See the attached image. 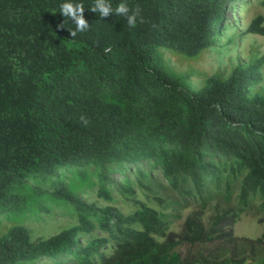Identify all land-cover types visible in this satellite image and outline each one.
<instances>
[{
	"label": "trees",
	"instance_id": "obj_1",
	"mask_svg": "<svg viewBox=\"0 0 264 264\" xmlns=\"http://www.w3.org/2000/svg\"><path fill=\"white\" fill-rule=\"evenodd\" d=\"M235 1L110 0L139 6L129 28L123 16L90 11L94 0H70L90 25L72 38L76 26L60 9L69 0H0V218L13 222L0 236V264H243L226 228L254 201L264 209V95L250 94L264 56L193 91L160 54L213 47ZM246 33L264 36V17ZM156 172L179 199L154 196L160 210L134 198L135 185L154 193ZM86 191L106 205L82 203ZM188 200L199 211L216 200L234 208L207 229L189 215L174 235L180 216L169 210ZM54 204L76 224L32 241L24 220ZM255 242L264 245V233Z\"/></svg>",
	"mask_w": 264,
	"mask_h": 264
},
{
	"label": "rangeland",
	"instance_id": "obj_2",
	"mask_svg": "<svg viewBox=\"0 0 264 264\" xmlns=\"http://www.w3.org/2000/svg\"><path fill=\"white\" fill-rule=\"evenodd\" d=\"M264 17V8L259 0H236L234 5H227L221 19L218 37L213 47L194 56L186 57L171 51L160 50L166 67L175 75L182 76L184 84L193 91L203 87L209 76L217 75L227 78L236 66L245 67L252 61L264 56V36L247 34L246 29L256 16ZM262 80L259 85L250 90V94L260 92L264 95V66L261 69ZM153 191H142L134 186V198L144 202L147 206L160 210L154 201V196L163 199L166 203L177 202L178 195L169 186L168 181L159 173H154ZM123 177L120 175L110 178L114 185H121ZM134 179V178H133ZM118 209L124 214L133 211L130 203L125 202L123 196L113 192ZM82 203L103 207L106 203L97 197L95 192L86 191L80 195ZM49 212H40L38 217L26 218L23 226L27 228L30 239L47 238L76 224V217L60 205H50ZM234 202L226 205L221 200L212 202L204 211H199L198 205L188 200L185 208L173 205L169 210L180 216L173 222L169 232L177 235L181 232L183 222L189 215H197L207 229L214 216L225 212H233ZM13 225V222L0 218V236L4 235ZM236 239V253L243 264H256L264 258V245L255 242L264 233V209L259 202L254 201L250 208L236 220L233 226L228 227Z\"/></svg>",
	"mask_w": 264,
	"mask_h": 264
},
{
	"label": "clouds",
	"instance_id": "obj_3",
	"mask_svg": "<svg viewBox=\"0 0 264 264\" xmlns=\"http://www.w3.org/2000/svg\"><path fill=\"white\" fill-rule=\"evenodd\" d=\"M61 14L64 17L70 18L75 24V30H69L70 35L74 38L77 32H84L89 28L88 21L84 18V5L82 3H72L65 2L60 5ZM90 11L94 13H99L101 18L109 17L112 14L123 16L125 18L126 24L129 28H135L137 25V18L140 15V8L136 6L134 9H130L125 2L119 3L114 9L110 3V0H94L93 6L90 8ZM141 22L143 20L141 19ZM59 27H64L60 25ZM109 51L108 48H105V52ZM81 120L85 125L88 121L84 116H81Z\"/></svg>",
	"mask_w": 264,
	"mask_h": 264
}]
</instances>
